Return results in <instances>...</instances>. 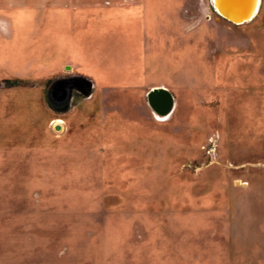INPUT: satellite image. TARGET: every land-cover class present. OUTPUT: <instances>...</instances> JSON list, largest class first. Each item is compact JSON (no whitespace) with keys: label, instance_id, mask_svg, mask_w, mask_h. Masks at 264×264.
<instances>
[{"label":"rangeland","instance_id":"rangeland-1","mask_svg":"<svg viewBox=\"0 0 264 264\" xmlns=\"http://www.w3.org/2000/svg\"><path fill=\"white\" fill-rule=\"evenodd\" d=\"M0 264H264V0H0Z\"/></svg>","mask_w":264,"mask_h":264},{"label":"water","instance_id":"water-1","mask_svg":"<svg viewBox=\"0 0 264 264\" xmlns=\"http://www.w3.org/2000/svg\"><path fill=\"white\" fill-rule=\"evenodd\" d=\"M260 2L261 0H211V6L215 13L223 20L232 25H242L254 18L259 9ZM89 86L91 87L92 85L89 83ZM84 95L89 96L90 90L84 93ZM172 106L173 103L166 110L157 112L160 115H167Z\"/></svg>","mask_w":264,"mask_h":264},{"label":"flooded vegetation","instance_id":"flooded-vegetation-1","mask_svg":"<svg viewBox=\"0 0 264 264\" xmlns=\"http://www.w3.org/2000/svg\"><path fill=\"white\" fill-rule=\"evenodd\" d=\"M52 87H54L53 97L63 103L69 102L76 94L84 95L90 89L88 81L75 76L58 79ZM169 105V99L163 97L158 98L156 101V107L160 112L166 110Z\"/></svg>","mask_w":264,"mask_h":264},{"label":"crops","instance_id":"crops-1","mask_svg":"<svg viewBox=\"0 0 264 264\" xmlns=\"http://www.w3.org/2000/svg\"><path fill=\"white\" fill-rule=\"evenodd\" d=\"M171 100H172V101H171ZM171 103H173V105L175 104V103L173 102V98L170 96V104H171ZM172 108H173V106H172ZM171 110H172V109H171ZM171 110H170V111H171Z\"/></svg>","mask_w":264,"mask_h":264},{"label":"bare ground","instance_id":"bare-ground-1","mask_svg":"<svg viewBox=\"0 0 264 264\" xmlns=\"http://www.w3.org/2000/svg\"><path fill=\"white\" fill-rule=\"evenodd\" d=\"M245 3H246V1H245ZM170 116L168 115V116H166L165 118H160L159 120H167V118H169Z\"/></svg>","mask_w":264,"mask_h":264}]
</instances>
